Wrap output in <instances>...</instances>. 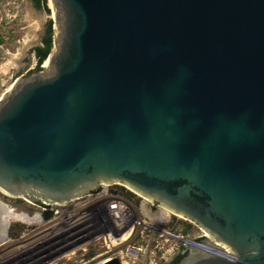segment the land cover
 <instances>
[{
	"label": "water",
	"instance_id": "obj_1",
	"mask_svg": "<svg viewBox=\"0 0 264 264\" xmlns=\"http://www.w3.org/2000/svg\"><path fill=\"white\" fill-rule=\"evenodd\" d=\"M48 1L46 64L0 93V191L122 185L235 259L175 264H264V0Z\"/></svg>",
	"mask_w": 264,
	"mask_h": 264
},
{
	"label": "rangeland",
	"instance_id": "obj_2",
	"mask_svg": "<svg viewBox=\"0 0 264 264\" xmlns=\"http://www.w3.org/2000/svg\"><path fill=\"white\" fill-rule=\"evenodd\" d=\"M45 5L46 13L34 8L30 0H0V93L15 77L34 69V57L30 49L39 44L46 21L51 22L47 0ZM41 64L38 68L42 67ZM106 189L104 197L88 200L80 207L72 205L84 198L67 202L64 207H60L64 208V214L73 213L71 220L81 212L88 217L86 221L68 229H65L62 222L64 214H53L59 205L52 204L48 210L42 205L28 204L21 198L0 193L1 203L29 215L38 213L40 221L37 226L30 227L18 222L8 225L6 241L0 245V264H97L106 258H116L128 245H142L143 241H137L133 237L118 244L103 241L102 235L105 232H116L106 216V202L113 198L119 199L129 206L133 217L144 216L140 211L141 199L134 193L118 184H108ZM146 209L149 214L158 210L149 202ZM44 213L48 214L44 216ZM165 225L189 235L195 231L194 225L176 215L167 216ZM69 249L72 250L71 253H65Z\"/></svg>",
	"mask_w": 264,
	"mask_h": 264
},
{
	"label": "built area",
	"instance_id": "obj_3",
	"mask_svg": "<svg viewBox=\"0 0 264 264\" xmlns=\"http://www.w3.org/2000/svg\"><path fill=\"white\" fill-rule=\"evenodd\" d=\"M106 188L107 186H102L101 184L97 185L92 193L86 195L84 200L72 206L80 207L88 200L104 197L107 194ZM64 204L65 203L58 207H64ZM59 208L54 210L53 214L62 216V214H64V208ZM48 210H50L49 207ZM104 210L108 220L112 224L113 230L116 232L118 231L119 234L117 235L116 232L111 230L107 231L102 235L103 241H107L108 244H118L131 237L135 238L137 241H143L142 245H128L125 247L122 254L118 253L116 259L120 263L166 264L171 258L181 254L186 249L184 245L196 248L229 262H234L235 260L228 254L193 242V240L206 236L202 230L195 226L194 233L189 235L177 229L167 227L165 225L166 219L162 221H150L145 216L133 217L129 206L116 198L106 202ZM63 216L62 222L65 225V229L73 228L76 224L88 219L82 212L78 217L69 221L66 218L71 219L73 213L64 214ZM86 226H89V224H86ZM129 249L133 250L135 254L128 253Z\"/></svg>",
	"mask_w": 264,
	"mask_h": 264
},
{
	"label": "bare ground",
	"instance_id": "obj_4",
	"mask_svg": "<svg viewBox=\"0 0 264 264\" xmlns=\"http://www.w3.org/2000/svg\"><path fill=\"white\" fill-rule=\"evenodd\" d=\"M47 4L49 6V1L47 0ZM46 64V59L43 60L41 66L43 67ZM10 85H8L1 93L5 92L8 90ZM102 186H108V184H101ZM122 186V185H121ZM124 187V186H123ZM125 188V187H124ZM127 189V188H125ZM128 191H130L129 189H127ZM131 193H134L132 191H130ZM135 194V193H134ZM137 197H139L141 199V205H140V211L141 213L150 221H162L165 220L167 218V216L169 215H173L170 212L158 207V210L153 213V214H149L147 209H146V205L148 203V201H146L145 199H143L142 197H140L139 195L135 194ZM26 203L31 204L29 202H27L26 200H24ZM71 201V200H70ZM51 205H61V204H54V203H50ZM178 217V216H177ZM68 221L71 220L70 218H66ZM12 222H18L22 225H25L27 227L30 226H37L39 224V216L38 213H33L32 215H29L25 212H21V211H16L13 208H10L8 206H6L5 204L0 202V245L3 244L6 241V230L7 227L10 223ZM118 235V234H117ZM77 240V239H76ZM66 246V245H65ZM73 250V248H72ZM71 249L67 250L65 253L70 254ZM26 251V250H25ZM64 253V255H65ZM38 255V254H37ZM61 255V254H60ZM57 256V255H56ZM67 256V255H66ZM60 257V256H59ZM68 257V256H67ZM58 259V258H57ZM107 260V259H106ZM104 260V261H106ZM11 261V260H10ZM119 264H127V263H120Z\"/></svg>",
	"mask_w": 264,
	"mask_h": 264
},
{
	"label": "trees",
	"instance_id": "obj_5",
	"mask_svg": "<svg viewBox=\"0 0 264 264\" xmlns=\"http://www.w3.org/2000/svg\"><path fill=\"white\" fill-rule=\"evenodd\" d=\"M32 6L37 9H41L43 12H47V8L45 5V0H30ZM51 39V22L49 20L45 23V28L43 31V35L39 40V44L33 46L30 49V53L34 57V69H38V65L43 62L46 54L50 48V40ZM47 214L44 213V216ZM180 254L175 255L168 263L166 264H175V262L179 259Z\"/></svg>",
	"mask_w": 264,
	"mask_h": 264
},
{
	"label": "flooded vegetation",
	"instance_id": "obj_6",
	"mask_svg": "<svg viewBox=\"0 0 264 264\" xmlns=\"http://www.w3.org/2000/svg\"><path fill=\"white\" fill-rule=\"evenodd\" d=\"M96 187H97V186H96ZM96 187H95V188H96ZM95 188H94V189H95ZM94 189H93V190H94ZM93 190L90 191L89 193H92ZM0 193L3 194V195H5V196H8V195L2 193L1 191H0ZM89 193H88V194H89ZM86 195H87V194H86ZM86 195H82L81 197L76 198V199H82V198H85ZM11 197H13V196H11ZM15 197H16V196H15ZM16 198H21V197H18V196H17ZM21 199L24 200L23 198H21ZM76 199H73V200H76ZM40 205L44 206L45 209H48V207H49L51 204L48 202V203H46V204H40ZM47 212H48V211H47ZM46 214H48V213H46ZM171 259H172V258H171ZM171 259H170V260H171Z\"/></svg>",
	"mask_w": 264,
	"mask_h": 264
}]
</instances>
